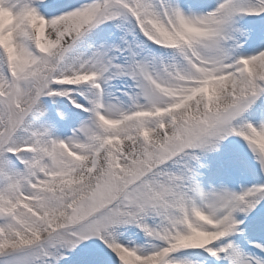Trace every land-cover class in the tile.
Here are the masks:
<instances>
[{
  "label": "snow or ice",
  "instance_id": "6c2138e0",
  "mask_svg": "<svg viewBox=\"0 0 264 264\" xmlns=\"http://www.w3.org/2000/svg\"><path fill=\"white\" fill-rule=\"evenodd\" d=\"M0 264H264V0H0Z\"/></svg>",
  "mask_w": 264,
  "mask_h": 264
}]
</instances>
